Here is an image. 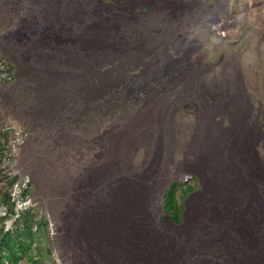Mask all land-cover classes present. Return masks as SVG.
I'll list each match as a JSON object with an SVG mask.
<instances>
[{"label":"rangeland","instance_id":"1","mask_svg":"<svg viewBox=\"0 0 264 264\" xmlns=\"http://www.w3.org/2000/svg\"><path fill=\"white\" fill-rule=\"evenodd\" d=\"M0 54L41 263L264 264V0H0Z\"/></svg>","mask_w":264,"mask_h":264},{"label":"built area","instance_id":"2","mask_svg":"<svg viewBox=\"0 0 264 264\" xmlns=\"http://www.w3.org/2000/svg\"><path fill=\"white\" fill-rule=\"evenodd\" d=\"M11 75V65L0 54V83L8 81ZM25 131L20 121L0 118V170L4 176L0 185L6 180L9 181L8 199L0 204V219H3L5 230L11 229L14 221L20 218L24 211H33L36 207L31 190V179L27 173L20 170L17 160L20 147L26 138ZM47 230L50 237H54L57 233L50 220Z\"/></svg>","mask_w":264,"mask_h":264},{"label":"trees","instance_id":"3","mask_svg":"<svg viewBox=\"0 0 264 264\" xmlns=\"http://www.w3.org/2000/svg\"><path fill=\"white\" fill-rule=\"evenodd\" d=\"M5 60L7 61L6 57ZM3 178L0 170V182ZM8 185L7 180L0 185V204L8 199ZM193 189L194 185L186 180L183 182L173 180L164 190L163 206L175 224L182 220L184 206L181 201ZM43 222L48 225V221L43 220ZM39 223L41 222L32 215L31 210L24 211L20 218L14 221L11 229L5 230L3 219H0V264H43L37 255L40 251L32 246L38 228L43 227L35 225ZM53 262L55 263L54 260Z\"/></svg>","mask_w":264,"mask_h":264},{"label":"bare ground","instance_id":"4","mask_svg":"<svg viewBox=\"0 0 264 264\" xmlns=\"http://www.w3.org/2000/svg\"><path fill=\"white\" fill-rule=\"evenodd\" d=\"M213 19H214V18H211V20H213ZM223 23H224V24H227L226 21H225V22L223 21ZM208 24L210 25V27H214V26L212 25V24H214V22L208 20ZM215 25H219V23H218V24H215ZM218 28H219V27H218ZM213 29H216V27H214ZM216 30H217V29H216ZM161 69H162V68H161ZM154 71H156V70H153V72H154ZM157 71H158V70H157ZM157 74H158V73H157ZM155 76H156V75H155ZM143 84H144V83H143ZM139 85H140V84H139ZM162 118H163V117H162ZM158 119H159V118H158ZM215 136H216V135H215ZM198 138H199V137H198ZM239 139H240V138H239ZM199 140H200V139H199ZM210 154H211V153H210ZM203 156H204V155H203ZM203 156H202V157H203ZM207 156H208V155H207ZM199 159H200V158H199ZM201 159H202V161H201ZM201 159H200V161H201V162H200V165H201V166H204V165L206 164V162H205V161H206V157H205V158H201ZM217 160H218V159H217ZM204 162H205V163H204ZM197 163H198V162H197ZM203 163H204V164H203ZM208 164H209V163H208ZM198 165H199V164H198ZM198 168H199V167H198ZM201 168H202V167H201ZM131 186H132V185H131ZM131 186H130V187H131ZM131 188H132V187H131ZM137 188H139V187H137ZM128 189H129V188H128ZM116 190H117V189H116ZM134 190H135V189H134ZM117 192H118V191H117ZM125 193H127V191H126ZM130 193H131V191H130ZM141 193H142V192H141ZM144 194H145V193H144ZM116 195H118V194H116ZM130 195H131V194H130ZM141 196H142V195H141ZM143 196H144V195H143ZM116 198H117V197H116ZM123 198H124V197H123ZM127 199H128V198H127ZM137 199H138V198H137ZM131 200H132V199H131ZM135 200H136V199H135ZM114 201H115V200H114ZM138 201H139V200H138ZM138 201H137V202H138ZM140 201H141V200H140ZM113 204H114V203H113ZM140 204H141V203H140ZM140 204H139V205H140ZM139 205H138V206H139ZM144 205H145V204H144ZM206 205H207V204H206ZM134 208H135V207H134ZM141 208H142V207H141ZM207 208H208V207H207ZM115 209H116V208H115ZM135 209H137V208H135ZM138 209H139V208H138ZM209 209L211 210V208H209ZM195 210H196V209H195ZM207 210H208V209H207ZM208 211H209V210H208ZM210 212H211V211H210ZM134 213H135V211H134ZM109 214H110V213H109ZM114 214H115V213H114ZM205 214H206V213H205ZM195 215H196V214H195ZM127 216H128V215H127ZM134 216H135V215H134ZM206 216H207V215H206ZM198 217H199V216H198ZM208 217H209V216H208ZM114 218H115V217H114ZM121 224H122V223H121ZM129 225H130V224H129ZM210 225H211V224H210ZM196 227H197V226H196ZM191 231H192V230H191ZM185 240H186V239H185Z\"/></svg>","mask_w":264,"mask_h":264},{"label":"flooded vegetation","instance_id":"5","mask_svg":"<svg viewBox=\"0 0 264 264\" xmlns=\"http://www.w3.org/2000/svg\"><path fill=\"white\" fill-rule=\"evenodd\" d=\"M211 19V18H210Z\"/></svg>","mask_w":264,"mask_h":264}]
</instances>
